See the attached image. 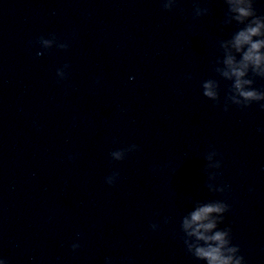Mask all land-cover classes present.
I'll return each instance as SVG.
<instances>
[{
	"label": "clouds",
	"instance_id": "1",
	"mask_svg": "<svg viewBox=\"0 0 264 264\" xmlns=\"http://www.w3.org/2000/svg\"><path fill=\"white\" fill-rule=\"evenodd\" d=\"M163 11L170 12L178 7L179 0H160ZM227 11L224 19L220 22L221 31L233 24L236 30L228 39L219 41V52L221 56L214 61L213 70L223 80L230 81V87L224 96L223 111L228 112L231 106L238 109H246L256 103L261 110H264V89L254 87L255 79L264 80V15L258 14L255 9V0H223ZM209 9L201 7L196 3L193 11V18H199L209 14ZM59 42V43H56ZM43 45V51H37L36 56L44 55L46 51L56 48L67 51L69 44L61 42L55 33H50L49 38L43 36L32 42ZM70 68L65 64L57 69V82L68 79ZM188 79H191L189 76ZM96 84L100 83L97 79ZM202 95L213 101L217 106L221 102L220 81L209 78L202 82ZM264 132V128L259 129ZM139 150L138 145H130L110 153L111 160L123 161L129 153ZM220 153L214 146H209V150L204 156V172L207 175L208 183L206 187L210 193H223L227 186L215 187V181L219 174L215 170L221 168V160L216 159ZM72 160L74 157L69 156ZM157 169H153L156 171ZM175 171V169H173ZM119 172H113L105 177V183L115 186L119 179ZM253 191V189H249ZM230 210V206L222 200L195 201L192 209L187 212L180 222L182 232V242L185 251L194 260L203 264H246L245 257L240 254L239 245L233 243L231 227L220 228L223 224L225 214ZM165 223H168L165 218ZM153 231L159 229L156 223L151 224ZM79 233L77 236L79 237ZM82 246L78 242L71 244V250L76 252ZM0 264H9L6 257L0 256ZM105 264H112V258L107 257Z\"/></svg>",
	"mask_w": 264,
	"mask_h": 264
}]
</instances>
